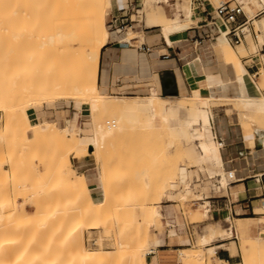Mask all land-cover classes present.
Listing matches in <instances>:
<instances>
[{
  "label": "rangeland",
  "instance_id": "rangeland-1",
  "mask_svg": "<svg viewBox=\"0 0 264 264\" xmlns=\"http://www.w3.org/2000/svg\"><path fill=\"white\" fill-rule=\"evenodd\" d=\"M188 1L192 7V0ZM210 1L213 2L216 7L220 3V0ZM174 2L175 0H171V3ZM34 4V0H0V11L2 10L0 15H2V17L5 15L3 19H0V90L10 89V94L13 95L14 99L17 97L16 91L19 86L7 84L8 75L19 71L18 68L24 66L25 68H21V70L25 71L26 69L28 71L30 75V84L33 85L36 75L34 65L37 59L38 46L36 40L33 38L23 39L17 37L16 35L19 33V30L16 28L11 29L8 26L10 21L5 17L6 15H33ZM139 8H141V0H136L135 11H131V14L136 17H139V15H147L146 11H142ZM253 8L254 12H256L257 9H259V5L253 6ZM136 10H141L142 13L136 15ZM171 10L172 8L169 7L168 12ZM114 15H116L114 10L109 8L106 16V27L110 33V42L111 39H115V34L113 33L116 30ZM27 22L32 23L31 20ZM136 24L135 21H129L128 26L131 25L129 28H132V25ZM117 25L120 29L121 25ZM126 26L127 25H124L123 27ZM262 26H264V23H262ZM30 28L33 34L37 33L36 27L32 25ZM257 29H261L258 23L255 24V31ZM124 30L125 29H123L122 32H124ZM211 31L213 32L214 30L211 28ZM235 50V58L239 64L242 65V61L238 55L241 58L247 57V51H244L243 47ZM256 51L257 48L255 51L249 50V53L253 54ZM254 55L259 56V53L253 54L252 56ZM8 68H13L14 71L8 70ZM261 77L263 80L262 71ZM262 88L264 89V86ZM149 92L150 91L144 93H126V95L121 94V96L137 97L147 95ZM111 94L120 96V94L114 92ZM160 94L167 98L180 96L179 93L174 91L160 92ZM212 96L210 108L213 114L224 109L230 119H232L233 113H236L241 131L245 135L252 136L246 123L242 121L245 111L237 102L229 100L222 95H218V97L215 95ZM141 104L143 103L140 101L139 105ZM182 104L183 102L181 101L180 105L182 106ZM60 107L58 106V108ZM74 110L75 104H71L70 108L66 107L64 110L58 112L55 111L54 105H48L44 108L45 112L53 113L51 117L53 119L57 118L59 125H63L65 119L68 118L70 114H73L72 111ZM153 111L157 114L155 125L157 127V133L161 137H147V132L145 131L129 130V132L127 131L123 136L109 143L105 154L102 156L100 155L99 158H94L91 155L93 152L91 149L86 152L85 157L81 159L84 167L88 169V171L84 173V177H95L98 179V183L94 182V184L97 185L92 187L93 190L95 192H102L104 190L110 196V199L107 200L110 202L105 205L104 209L107 208V206L111 208L109 207L110 209H105L107 211H102L103 215H101L100 219H98L97 214L94 213V216L97 217L93 223L92 220L94 216L91 217L92 215H89L90 212L88 213V200L85 195L82 194L83 192H79V194L76 192L77 195H75V193L71 195L65 191L66 187L59 185L54 178L58 170L69 169L71 171L70 181L76 186L80 183L79 177L82 176L76 174L78 160L71 157L69 145L58 140H26L22 135L8 128L6 112L0 110V218L4 216L3 219H0V226H3V228L1 227L0 229V254L2 251L0 255V264H2V262L3 264H16L18 261L19 264H21L23 263V258L26 262H24L25 264H42L41 261H43V264H57L58 260L60 264H69V254L73 253V250L70 249L74 248L73 254L76 253L77 247L80 252L76 254H84L85 250L97 251L100 249L116 252L119 249L120 242H126L125 244H128L130 247V241L131 245L134 244V241L136 246H138L137 248H139L142 246V240L139 238L138 231L143 227L145 212L149 208H157L161 205L177 206L185 222V228L183 223H180L178 231L184 232L183 238H189L192 242L191 247H195L198 245L197 241L199 237L207 231V227L215 223L211 217V211L214 209V206L216 208H225V204H227L230 209L231 206L239 205V203L231 204L228 198L221 197L226 196L227 191L219 192L221 189L225 188L224 182H222L223 177H227V168L225 169L223 153L221 158L213 154V156L202 160L200 155V142L198 140L196 142L191 140V131L189 129L184 128L175 132L169 131L164 127V124L161 122V115L165 114L162 103L155 104L153 107L140 106L138 111L140 119L144 123H148L152 120ZM82 112L87 120L89 116L88 106L84 105ZM18 114L21 115L22 113L18 112ZM222 117L226 118L227 123L231 126L239 128V126L231 124L227 117ZM118 118L119 115L117 112L104 111L100 114L99 120L105 125L108 121H119ZM85 119L82 121L81 125L83 124L82 126L89 130L91 129V125L85 121ZM36 122L37 121L34 120L32 123L34 124ZM170 124L171 126L176 125L174 122H170ZM119 125L120 123L117 122V126ZM260 130L264 129L262 128ZM195 131L197 134L201 133V126L197 127ZM86 134H90V132ZM253 136H257L255 131L253 132ZM206 141L210 147H214L217 140L216 136L212 134V131H207ZM238 156V154L235 155V157ZM152 158L155 159L152 160ZM72 163L73 165H71ZM88 163H90L91 166H89ZM66 166L68 167L66 168ZM181 167L187 170L184 180L181 179L179 174V169ZM144 171H147L148 174ZM142 172H144V175H142ZM144 176L146 179H143ZM137 179H139V181L141 180V182ZM143 180L144 182L148 181L149 186L148 184L146 185ZM227 182L229 183L228 178ZM160 184L163 186L164 192L160 191L158 196L160 200L154 203L155 190H157L156 187H159ZM152 190H154V192ZM257 192H261V190ZM136 198L138 200H136ZM216 201L219 203H216ZM200 204L208 207L210 217L209 214L207 217L201 215L202 209L199 208ZM72 205H74V207ZM70 207L73 211H67ZM126 209H129V211H126ZM123 210H125L124 212L128 217V223L126 224L127 217L123 213ZM235 211L238 214V212L241 211L240 206L237 207ZM71 212L76 214L75 218L77 221L75 219L73 220ZM116 212H122L121 214L123 217L120 213V215H118ZM131 212L133 215L130 217L132 214ZM79 213L80 216L78 217ZM256 213L262 214L264 210L258 207ZM69 214H71V220L68 219ZM197 216L199 218H197ZM260 216L261 215H256L254 213L253 208H251L250 214L247 215V217L257 218ZM80 217L84 218V222H79ZM194 217L196 218L195 221L193 220ZM238 217L241 216L234 214L231 219L234 221V219ZM19 220H21V222ZM168 222L169 221H164L161 217L158 224L151 227V232L154 234L163 233L164 237L169 235L171 238H174L176 236L175 233H168L170 230L166 226ZM221 222L224 228L232 226H225L224 220ZM261 222L264 223V219H262ZM119 223L123 225H119ZM81 224L83 233L81 230L79 232L77 231ZM127 224L129 226H127ZM111 225L114 226V228H112ZM134 225H136V229ZM94 226L97 228H93ZM126 231L127 234H125ZM75 232L77 245L74 237ZM80 234L83 235L84 245H82L83 239ZM6 235L7 237L10 235V240L5 238ZM124 237L127 238L124 239ZM233 237L231 239H233ZM80 238L82 239V244ZM128 238L129 240H127ZM240 238L241 243L237 240L236 244L238 249H241L242 252L241 264H264V254H254L248 245L245 246L243 244L242 234ZM78 240H80V243ZM8 243L10 244L8 245ZM64 243L67 250L64 248ZM217 243L223 242L220 241V239H216L211 245H216ZM225 243H228V241ZM168 245L169 249L184 248L182 246L180 248H175L178 247L176 245H180L179 241L176 239L170 240L168 238ZM244 247L245 251H243ZM4 249L8 250L4 253ZM129 249L133 250L134 248ZM9 251H11V253L8 260L7 254H9ZM207 251L206 245V251L204 253L206 256L205 264H214L212 259L213 256ZM35 252L38 255H36ZM178 252L174 257L175 260L173 264H179ZM66 253L69 257L66 256ZM25 255H27V259ZM4 257L5 260H3ZM149 257L150 256L147 257L148 262L151 261ZM38 258L40 260L39 263ZM63 259L66 260V262H63Z\"/></svg>",
  "mask_w": 264,
  "mask_h": 264
},
{
  "label": "bare ground",
  "instance_id": "bare-ground-1",
  "mask_svg": "<svg viewBox=\"0 0 264 264\" xmlns=\"http://www.w3.org/2000/svg\"><path fill=\"white\" fill-rule=\"evenodd\" d=\"M153 1L155 3L165 2L166 5L168 2V0H144L143 7L146 11L150 8ZM184 1L187 3L184 11L186 12V16L188 17L192 12L191 8L188 6L189 1ZM244 1L245 6L243 5V7L245 11L246 9L249 10L250 6H252L253 8V5L257 4L256 1ZM116 2L117 0H34L35 4L33 15H6L5 17L8 21H10V23H8V26L11 29L16 28L19 30V33L16 35L17 37H21L23 39L33 38L36 40L38 46L37 59L35 60L34 65L36 75L33 85L30 84V75L28 74V71L26 69L25 71L21 70V68H25L24 66H22L18 68L19 71L11 75L9 74L7 80V84L19 86L16 91V99H14L13 95L10 94V89L0 90V110L6 112L7 126L11 131L22 135L26 140L29 141L58 140L63 141L67 143V145H69L71 157L78 160L76 174L82 176L79 177L80 183L76 186L72 181H70L71 171L69 169H66L68 166H66V170H58L56 172V177L54 178L59 185L66 187L65 191L71 195L72 193H75V195H77V193L79 194V192H83L82 194H84L88 200L87 205L89 208L88 213L90 212L89 215H92L91 217H93L95 213L97 214L98 217H96L98 219H100L101 215H103L102 211H107L105 209L110 207L107 206V208L104 209L105 205L109 204L108 202H110L107 201L108 199H110V196L103 190L102 192H96V198L91 197V192L94 190L88 185L89 177H84L85 172H81L80 170L81 166L84 167V165L82 164L83 161L81 162V159L85 157V153L92 149L93 152L91 155L94 158H99L100 155L102 156L103 154H105L107 145L109 143H111L116 138L123 136L127 133V131L129 132V130L145 131L147 132V137H161L157 133V127L155 125L157 115L156 112L153 111L152 120L148 123H144L140 119L138 113L140 106L153 107L155 104L162 103L161 99H159L156 95L141 100L130 99L115 95H106L99 88L98 79L101 52L108 46L110 42V33L108 32L106 27V16L108 13V9H114ZM0 12H2V10ZM136 13H138V11ZM249 13L251 14L250 10ZM255 15H250V19H253ZM4 16L5 15H3V17ZM1 17L2 15H0V19H3V17ZM255 19H253V21ZM28 20H31L32 23H28ZM32 25L37 28L36 34H33L31 31L30 26ZM190 25V20H188L186 23V21L183 22L181 18L175 19L171 21V23L165 25L164 34L167 37L169 43V36L171 34H175L181 30L188 29ZM130 26L131 25L125 28L129 29L127 33L124 32L126 33V35L119 37L118 40L121 43L131 46H140L142 43V39L136 32L129 28ZM217 32V37H221L222 39L220 48L223 51L225 65L231 62L235 66V79L226 81L220 84L217 88L209 86L210 95L208 94V96H203L198 90L193 91L192 97L181 99V101L183 102L182 106L184 108H190L192 117H194L201 123V133L196 134L191 127L189 128V130L191 131V140L193 142H196L197 140L200 142V155L202 160L213 156V154L221 158L224 147V143L218 137L219 135L222 138L224 137V123L222 119H218L217 124H215V117L212 109L210 108V102L213 98L212 95H215L216 97H218V95H222L229 100H234L235 102H237V104L245 111L242 121L246 123L247 128L251 132L252 136L253 132L255 131L260 141L264 145V130H260L262 128L264 129V94L262 88L264 86V66L261 68L263 74L262 86L258 85L256 81L253 80L252 85L256 93H251L248 87L247 79L245 78V75L248 74V72L236 60V50L228 42L227 37L222 31ZM113 33L115 35L124 34L121 29L115 30ZM248 44L251 51L256 50V45L252 38L248 39ZM241 47H243V50L246 51L244 45L238 46L237 49ZM190 66L193 73L197 75L206 74L200 58L191 61ZM8 70H13V68H8ZM140 101L143 104L139 105ZM71 104H75V110L72 111L73 114L70 118L65 119L63 125H59L58 122L50 121L49 119H44V115L46 114L44 108L46 106L54 105V109L57 110L58 106L70 108ZM84 105L88 106L89 116L87 121L91 125V129L88 130L90 131V134L83 133V126L80 122L82 108ZM104 111L117 112L119 115V121H108L105 125H103L101 120H99V117L100 114ZM18 112H21L22 114L19 115ZM34 120H36L37 122L33 124L32 122ZM117 122L120 123L119 126H117ZM161 122L164 124V127L167 130L171 131L168 125L169 118L166 114L161 115ZM208 130L212 131L216 136L217 142L215 143L214 147H210L207 144L206 133ZM154 159L155 158H152V160ZM71 165H73V163ZM88 165L91 166L90 163H88ZM144 172L148 174L147 171ZM144 172H142L143 174H141L144 175ZM186 172L187 170L184 167H181L179 169V174L182 180L185 179ZM234 177L235 175L233 171L231 173L228 172L227 177H223L222 180V182H224V186L227 187L228 185L227 178L232 182L234 180ZM139 179L137 180L139 181ZM143 179H146L145 176ZM141 180L139 182H141ZM144 183L147 185L148 181ZM156 189V194L154 195L153 199L154 203L160 200L158 198L160 191L164 192L163 186L161 184L159 185V187H156ZM152 191L154 192V190ZM136 200L138 199L136 198ZM147 200L149 202L148 197ZM72 206L74 207V205ZM199 208L202 209L201 215L203 217H207L209 213L208 207L200 204ZM70 210L73 211L71 207L69 210L67 209V211ZM160 210L161 209H159V207H152L147 209V211L145 212L143 227L141 229L139 227L140 230L138 231L139 238H141L142 240L141 247L137 248L138 246H136L134 241L133 245H131L130 241L129 247V245L127 244V246L125 244L126 242L124 241L125 243H119V249L116 252L105 251L104 249H100L97 251L85 250L84 254L80 253L81 255L79 253L76 254L77 252H80L78 251L77 247V251L75 254H73L74 248L70 249L73 250V253L69 254L70 257L66 253V256L69 257V264H123V262L124 264H148L147 256L149 254H152L153 252L155 253V249L149 242L150 221L151 218H159L162 216ZM124 211L125 210H123V213L125 214ZM126 211H129V209H126ZM116 213L120 215L122 212ZM73 214L74 213H72L73 220H76V214H74V216ZM132 215L133 213L130 215V217ZM79 216L80 213L78 217ZM70 217L71 214H69L68 219H70ZM96 217L94 216V219L92 220L93 223L95 222L94 220ZM195 217L193 219L194 221L196 219ZM3 218L4 216H2L0 219ZM197 218L199 217L197 216ZM83 219V217H80L79 222H84ZM19 221L21 222V220ZM122 223L124 224L123 221ZM122 223H119V225H123ZM126 223H128V217L125 224ZM96 225L98 226L97 223ZM112 225L111 227L114 228V226ZM127 226L129 225L127 224ZM134 226L136 229V225ZM1 227L3 228V226H0V229ZM81 227L82 224L78 227V232L80 230L82 231ZM93 228L97 227L94 226ZM237 231L242 234L243 244L245 246L248 245L254 254H264V240L258 238L252 239L251 237H248L244 232V227L240 223L237 226ZM76 232L74 233V237ZM125 234H127V231ZM8 236L9 237H7L6 235L5 238L9 239L10 235ZM232 236V230H211L209 235H205L200 238L197 246L188 247L179 252V264H205L206 256L204 253L206 251V245H208L215 238L225 239ZM81 237L83 239V235ZM235 237L238 240L237 234H235ZM126 238L124 237V239ZM82 239L80 238L81 244ZM80 240H78L79 243ZM127 240H129V238ZM75 241L77 245L78 243L76 237ZM10 243H8V245ZM63 245L65 248V243ZM82 245H84V239ZM128 247L134 249L130 250ZM6 250L8 249H4V253L6 252ZM243 251H245V247L243 248ZM207 252L212 256L216 254L215 249H209ZM232 252L236 254L237 249L233 247ZM8 253L9 254H7V259L9 260L11 251H9ZM35 254L38 255L36 252ZM27 255H25L26 259ZM3 260H5V257ZM39 261L40 260L38 258V263ZM24 262L25 260L23 258V263ZM41 262L43 264V261ZM63 262H66V260L63 259ZM16 264H19V261ZM57 264H60L59 260Z\"/></svg>",
  "mask_w": 264,
  "mask_h": 264
},
{
  "label": "crops",
  "instance_id": "crops-1",
  "mask_svg": "<svg viewBox=\"0 0 264 264\" xmlns=\"http://www.w3.org/2000/svg\"><path fill=\"white\" fill-rule=\"evenodd\" d=\"M117 1L118 3L116 2L113 9L116 14L114 18L118 20L117 24H120L125 17L132 20V22L135 21L137 24L132 25L133 27L131 30H137L133 31L141 37L142 43L140 46H131L119 42V37L125 36L129 29H127V31L126 29L124 30L126 33L123 32L124 34L122 35H115V39H111L108 46L101 52L98 79L99 88L106 95H113L111 93L114 92L120 94V97L130 99L141 100L156 95L163 103V111L169 118L168 125L171 131L176 132L180 129H189L191 127L196 133L195 129L201 126V123L192 117L189 108H184L180 105L181 99L192 97L193 91L198 90L203 96H208V94L210 95L209 86L217 88L226 81L234 80L236 76L234 64L229 62L225 65L223 51L220 48L222 39L221 37H217L218 32L216 30L212 32L211 28L204 26L206 19L204 9L208 12H212L213 9L216 8L215 4L210 0H192V7L188 3L192 13L187 17L184 11L187 3L184 0H175L174 3L168 0L167 5L165 2L155 3L153 1L147 11L143 7L144 0H141V8L139 9L146 11L147 15H139L142 11L138 10L136 15H139V17H136L131 14V11L123 10V8H128V0ZM238 1H241L245 6L244 0ZM249 1H256L259 8L261 7L260 0ZM200 2H204V7H201ZM169 7L172 8L170 12H168ZM249 10L246 9L245 11L248 17L257 13V11L254 12L252 6H250ZM179 18H181L183 22L186 21V23L190 20L191 25L188 29L171 34L169 36V43L164 34V26ZM243 20L244 17L241 16L240 21ZM256 23H259L261 26V29H257L258 31L256 30L258 42L253 39L254 37L252 34H247L246 40L243 44H240L244 45L247 51V57L241 58L238 55L242 61L243 67L248 72L245 78L247 79L251 93H256L252 85L254 79L260 86H262L263 83L260 70L264 66V26H262V23H264V14L253 21L254 28ZM207 35L208 37H206ZM249 38L255 41L254 43L257 48V51L253 54L259 53V56H252L253 54L249 53ZM240 45L231 46L237 49ZM197 58L201 59L206 74L197 75L193 73L190 62L197 60ZM147 91L150 92L143 96H121V94L126 95V93H144ZM172 91L179 93L180 96L167 98L160 94V92ZM65 108L66 107H60L55 111L58 112ZM45 113L44 119L57 122V118H54V120L51 117V114H53L52 112ZM215 114V124H217L218 119H222L224 123V137L222 138L220 135L218 137L224 143L223 157L225 159V169L227 168V173L233 171L235 175L234 180L232 182L229 181L230 186L228 183L227 187L221 189L219 192L227 191L226 196L221 197L228 198L231 204L239 203V205L231 206L230 209L228 206L225 208H216L214 206V209L210 211L211 217L215 223L207 227V231L199 237L197 244L200 238L209 235L211 230H232L233 239H231L232 237L225 239L215 238L207 245V250H216V254L212 257L214 264H241L242 252L241 249H238L236 241L234 240L235 234H237L238 240L241 243V234L237 231L238 224H242L244 232L248 237L264 240V223L261 222L262 219H264V213H256L258 207L263 209L261 197L264 196V145L260 141L258 135H245L241 131L236 113H233L232 119H230L224 109L215 112ZM71 116L72 114H70L68 118ZM222 116L227 117L231 124H235L239 126V128L228 124L226 118ZM84 119L85 115L82 112L80 122L82 123ZM85 121L87 120L85 119ZM170 122H174L176 125L171 126ZM82 129L85 134L90 132L84 127ZM212 134L214 133L212 132ZM236 154L239 156L235 157ZM80 170L85 173L88 171V169L83 166H81ZM94 182L98 183V179L95 177L88 178V185L90 187L97 185L94 184ZM258 190H261V192H257ZM91 197L96 198L97 193L92 191ZM216 203L219 202L216 201ZM239 206L241 211L237 214L235 210ZM159 208L161 209L162 219L170 222L166 225L167 228L170 229L168 233H175L176 236L171 238L169 235L164 237L163 233H152L150 230L151 227L158 224L161 217L151 218L149 242L155 249V253L153 252L148 255L151 261L148 262L147 260V263L173 264L176 253L191 247L192 242L189 238H183L184 232L178 231L180 223H183L185 228V222L177 206L161 205ZM251 208H253L256 215L261 216L258 218L247 217L251 212ZM234 214L241 217L235 218L233 221L231 218ZM222 220H224L225 226H232L224 228L221 222ZM168 238L170 240L176 239L179 241L180 245H176L178 247L175 248H180L181 246L184 248L169 249ZM216 239H220L223 243L211 245ZM226 241H228V243H225ZM233 247L237 249L236 254L232 252Z\"/></svg>",
  "mask_w": 264,
  "mask_h": 264
},
{
  "label": "built area",
  "instance_id": "built-area-1",
  "mask_svg": "<svg viewBox=\"0 0 264 264\" xmlns=\"http://www.w3.org/2000/svg\"><path fill=\"white\" fill-rule=\"evenodd\" d=\"M261 1V7L257 10L256 15L253 19L258 18L259 16L264 14V2ZM135 0H128V8L124 9V11H135ZM201 7H204V2H200ZM137 12V10H136ZM204 13L206 14V19L204 26L208 28H213V30L222 31L227 37L228 42L232 46L243 44L246 40L247 34H252L255 41L258 42V34L255 31L253 25V19H250L244 10L243 4L238 0H220L218 6L213 9L212 12H208L204 9ZM243 16L244 20L240 21V17ZM115 28L118 30L117 19H114ZM132 22L129 18L125 17L121 21L119 25H121L120 29L123 30L128 27V23ZM127 25L126 27H123ZM209 35V34H208ZM208 35L206 37H208ZM168 58V57H166ZM262 200V208L264 210V196L261 197ZM228 206L227 204H225ZM237 241V238L234 239Z\"/></svg>",
  "mask_w": 264,
  "mask_h": 264
}]
</instances>
